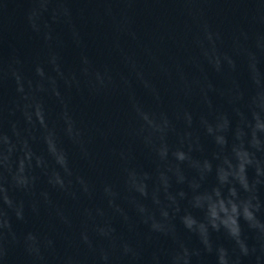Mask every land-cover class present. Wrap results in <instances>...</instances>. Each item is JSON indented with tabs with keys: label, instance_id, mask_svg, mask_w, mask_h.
I'll use <instances>...</instances> for the list:
<instances>
[{
	"label": "water",
	"instance_id": "obj_1",
	"mask_svg": "<svg viewBox=\"0 0 264 264\" xmlns=\"http://www.w3.org/2000/svg\"><path fill=\"white\" fill-rule=\"evenodd\" d=\"M258 105L264 0H0V264H170L180 244L198 253L190 264H217L218 247L233 264H264V237L243 221L248 257L223 232L210 231L209 253L181 222L204 220L194 198L219 186L233 148L264 166V134L260 150L249 143ZM142 114L168 127L155 131ZM247 175L264 221V177L255 165Z\"/></svg>",
	"mask_w": 264,
	"mask_h": 264
},
{
	"label": "clouds",
	"instance_id": "obj_2",
	"mask_svg": "<svg viewBox=\"0 0 264 264\" xmlns=\"http://www.w3.org/2000/svg\"><path fill=\"white\" fill-rule=\"evenodd\" d=\"M42 74V73H41ZM22 90V89H21ZM261 108H264V105H258ZM36 117L43 124V113L40 107L36 106ZM188 122H191V116L185 114ZM142 118L148 122V124L155 130L163 132L168 127L167 119H162L160 123H156L151 120L148 115L142 114ZM30 119V117H29ZM254 123L250 125L252 128L250 145L255 147L257 150H260L262 147L261 140L258 134H264V117L260 115L259 112L253 114ZM227 126V121L225 120L223 124L217 126V130H220ZM71 126L69 127V132H71ZM209 133H212L213 129L208 128ZM216 141L220 145L225 144V140L222 136H217ZM3 143L8 144L9 141L7 138H4ZM48 150L56 159V162L67 171V160L65 155L59 151L56 147V143L53 138L49 137L47 139ZM13 151L12 147H9L8 152ZM235 155L236 163L233 165L230 161H225L227 165L226 168L221 167L217 169V180L218 187L212 189L210 193H204L197 195L194 198V207L201 209L204 212V220H198L191 214H185L181 218V222L184 225L185 229L189 232L197 235L200 238L201 243L204 246V249L209 253L213 252V245L210 241V231L211 232H223L229 237L235 244L236 249L238 250L240 256L248 257L255 253V248H250L246 240L243 238V230L241 226V221L247 224V226L256 231L261 237H264V221L258 217V213L261 208V204L256 197L255 193V184H250L247 169L255 165L256 176L258 178L264 177V166H262L258 161L255 160L254 153L248 151L241 145L238 148H233ZM160 155L166 156L167 149L161 147ZM178 160H184L185 154L183 152L176 153ZM32 159V154L28 151H25L24 157L19 160L18 171L23 174L25 172L26 162L30 166ZM8 157H3V162H7ZM206 171H210L211 167L207 163L204 165ZM130 180L133 187L137 191H140L141 194H144V185L137 183L136 177L134 174L130 175ZM56 184L64 187L63 180L59 177H55ZM258 179L256 183H260ZM19 184L24 185L27 183L26 180H19ZM83 183V182H81ZM242 190L248 195L246 197H241L237 188ZM227 189L226 193L224 189ZM85 190L87 188L85 187ZM106 193H110V189H105ZM6 204L10 207L12 202L6 198ZM143 211V209H141ZM17 218H22L20 210H16ZM163 215L167 217V212H164ZM7 220H4L0 227H6ZM153 231L156 232H165L166 227L163 224L153 222L152 224ZM31 239V237H30ZM132 248L125 244L123 245V252L125 255L132 252ZM217 264H233L229 250L224 247H218L215 249ZM198 254L188 249L184 248L182 244L179 245L178 249L170 258V264H190L191 256ZM158 264V258H154ZM238 264V261H237Z\"/></svg>",
	"mask_w": 264,
	"mask_h": 264
}]
</instances>
